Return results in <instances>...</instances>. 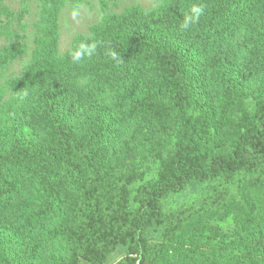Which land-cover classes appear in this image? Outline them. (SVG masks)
I'll return each mask as SVG.
<instances>
[{"label":"trees","instance_id":"1","mask_svg":"<svg viewBox=\"0 0 264 264\" xmlns=\"http://www.w3.org/2000/svg\"><path fill=\"white\" fill-rule=\"evenodd\" d=\"M194 6L202 14L184 29ZM239 31L243 59L212 46ZM76 74L84 87L72 72L44 75L22 115L0 121V264H108L121 245L115 264H264V0H172L162 15L130 16ZM248 98L232 134L203 136L190 113L221 106L234 125ZM143 152L157 177L135 185ZM207 181L219 183L162 211Z\"/></svg>","mask_w":264,"mask_h":264},{"label":"rangeland","instance_id":"2","mask_svg":"<svg viewBox=\"0 0 264 264\" xmlns=\"http://www.w3.org/2000/svg\"><path fill=\"white\" fill-rule=\"evenodd\" d=\"M172 0H0V121H8L14 116H21L30 100L31 93L38 81L46 74H75L78 83L84 87L86 75L82 72L84 63L73 62L71 52L81 41L97 42V50L108 33L122 20L134 16L162 15ZM186 1V0H185ZM223 44L233 51L234 56L241 60L249 52L244 43L243 31L225 41ZM27 93V95H24ZM107 104H114V93H103ZM255 99H243L237 107L234 125L222 118V107L214 105L211 112L206 108L195 106L190 109L198 123L203 136L214 134H232L242 125L243 108L253 107ZM209 109V108H207ZM208 115V119L204 116ZM243 116V117H242ZM240 125H235V124ZM243 128V127H242ZM241 128V129H242ZM169 148H174L172 143ZM135 171L139 177L134 184L155 180L159 160L140 153L134 159ZM218 181L194 182L187 185L181 192L168 197L162 203V211L170 212L182 205H189L200 196L211 192ZM223 229H228L232 220L217 221ZM162 228L152 227L146 237L156 242L160 240ZM0 235V244L6 243ZM126 253L125 246H118L112 252L107 263L118 261ZM64 254V253H63ZM78 264H88L81 261ZM170 264V263H165Z\"/></svg>","mask_w":264,"mask_h":264},{"label":"clouds","instance_id":"3","mask_svg":"<svg viewBox=\"0 0 264 264\" xmlns=\"http://www.w3.org/2000/svg\"><path fill=\"white\" fill-rule=\"evenodd\" d=\"M203 9L200 7L194 6L191 10L192 14L187 16L184 19L182 27L184 29H188L192 24L196 23L199 20L200 15L202 14ZM97 42L95 41H81L79 42L74 49L71 52V59L73 62H80L84 60L85 58H91L97 50ZM110 55L112 59H118L119 53L116 51H111ZM24 95H27V93H24Z\"/></svg>","mask_w":264,"mask_h":264},{"label":"crops","instance_id":"4","mask_svg":"<svg viewBox=\"0 0 264 264\" xmlns=\"http://www.w3.org/2000/svg\"><path fill=\"white\" fill-rule=\"evenodd\" d=\"M115 262H116V261H114V262H111V263H109V264H115Z\"/></svg>","mask_w":264,"mask_h":264}]
</instances>
